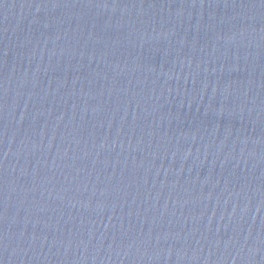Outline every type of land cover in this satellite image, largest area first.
I'll list each match as a JSON object with an SVG mask.
<instances>
[{"label": "water", "instance_id": "95a60500", "mask_svg": "<svg viewBox=\"0 0 264 264\" xmlns=\"http://www.w3.org/2000/svg\"><path fill=\"white\" fill-rule=\"evenodd\" d=\"M0 264H264V0H0Z\"/></svg>", "mask_w": 264, "mask_h": 264}]
</instances>
